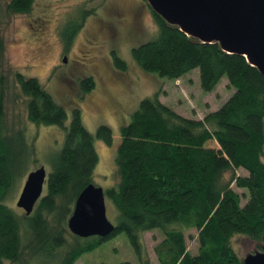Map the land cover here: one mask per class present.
<instances>
[{
	"label": "trees",
	"instance_id": "trees-1",
	"mask_svg": "<svg viewBox=\"0 0 264 264\" xmlns=\"http://www.w3.org/2000/svg\"><path fill=\"white\" fill-rule=\"evenodd\" d=\"M33 3L8 0L5 9L25 14ZM151 15L157 33L132 47L135 62L145 72L169 79L199 68L205 91H211L225 76L230 96L202 118L184 116L161 102L158 90L142 98L129 121L120 127L115 154L117 182L104 191L116 211L114 232L104 238H82L68 230L67 221L78 194L93 183L98 162L94 138L109 141L112 131L101 124L90 133L78 104L59 103L36 77L13 71L14 82L27 98V119L36 125H57L65 134L62 147L49 157L44 192L32 212L27 215L23 209H12L7 201L17 194L20 180L30 172L28 165L38 159L35 137L29 142L24 128L8 132L3 126L9 79L0 66V264H74L120 232L126 233L141 257L142 234L160 231L163 239L154 247L159 264H242L233 237L242 234L253 242L261 241L264 77L244 56L226 53L217 42L190 37L152 10ZM72 23L67 21L62 28L66 40L79 27ZM3 53L0 36V58ZM111 56L117 68L126 69L117 52ZM78 86V93L84 95L92 90L94 80L85 75L78 79ZM67 110L70 120L66 125ZM214 141L218 147L212 145ZM191 229L196 231L195 254L186 247L185 234Z\"/></svg>",
	"mask_w": 264,
	"mask_h": 264
},
{
	"label": "rangeland",
	"instance_id": "rangeland-1",
	"mask_svg": "<svg viewBox=\"0 0 264 264\" xmlns=\"http://www.w3.org/2000/svg\"><path fill=\"white\" fill-rule=\"evenodd\" d=\"M7 2L0 0V36L4 44L0 66L9 79L4 93L3 126L8 132L24 128L29 142L35 137L33 145L38 160L28 165V172L39 166H44L47 173L50 171L49 157L62 147L65 131L57 125H36L27 119V98L14 82L13 71L36 77L59 103L73 107L78 104L83 124L90 133L94 134L101 124L111 129L110 143L94 138L98 162L92 182L104 191L117 182L115 154L120 127L129 121L142 98L158 90L161 102L184 116L202 118L207 111L217 109L232 92L225 76L211 91H205L199 68L169 79L147 73L135 62L132 47L154 38L158 29L146 0H34L32 9L25 14L6 11ZM67 21H73L74 28L79 25L70 40L61 33ZM113 51L125 61L126 69L115 66ZM85 75L93 78L94 87L82 95L78 93V79ZM69 120L67 110L66 125ZM212 145L218 147L215 141ZM26 176L20 180L17 194L7 201L8 206L19 212L22 209L16 207V201ZM233 188L238 193L242 191ZM244 202L242 197L241 204ZM105 204L107 218L116 224V211L107 197ZM162 239L158 230L144 232L141 240L144 251L139 257L126 233L120 232L81 255L74 264H159L154 247ZM185 239L187 250L195 254L196 231L186 232ZM232 245L243 259L260 250L261 242L239 234L233 237Z\"/></svg>",
	"mask_w": 264,
	"mask_h": 264
},
{
	"label": "water",
	"instance_id": "water-1",
	"mask_svg": "<svg viewBox=\"0 0 264 264\" xmlns=\"http://www.w3.org/2000/svg\"><path fill=\"white\" fill-rule=\"evenodd\" d=\"M167 24L204 43L217 42L226 53L242 55L264 77V0H146ZM65 61V59H64ZM47 172L44 166L30 171L16 205L29 215L42 196ZM78 237H107L114 232L106 216L104 190L88 184L76 197L67 221ZM261 248L247 254L242 264H264Z\"/></svg>",
	"mask_w": 264,
	"mask_h": 264
},
{
	"label": "flooded vegetation",
	"instance_id": "flooded-vegetation-1",
	"mask_svg": "<svg viewBox=\"0 0 264 264\" xmlns=\"http://www.w3.org/2000/svg\"><path fill=\"white\" fill-rule=\"evenodd\" d=\"M66 57H64V59H65ZM66 60V59H65Z\"/></svg>",
	"mask_w": 264,
	"mask_h": 264
}]
</instances>
